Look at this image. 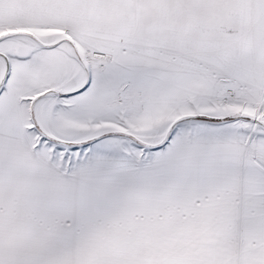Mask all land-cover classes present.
<instances>
[{
    "label": "snow or ice",
    "instance_id": "obj_1",
    "mask_svg": "<svg viewBox=\"0 0 264 264\" xmlns=\"http://www.w3.org/2000/svg\"><path fill=\"white\" fill-rule=\"evenodd\" d=\"M0 264H264V0H0Z\"/></svg>",
    "mask_w": 264,
    "mask_h": 264
}]
</instances>
